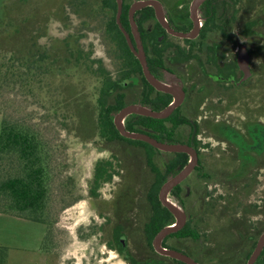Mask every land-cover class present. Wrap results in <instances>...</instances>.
I'll list each match as a JSON object with an SVG mask.
<instances>
[{
    "label": "trees",
    "instance_id": "trees-1",
    "mask_svg": "<svg viewBox=\"0 0 264 264\" xmlns=\"http://www.w3.org/2000/svg\"><path fill=\"white\" fill-rule=\"evenodd\" d=\"M45 1L0 0V215L44 225L41 252L51 261L58 260V250L64 245L59 240L67 238L66 233L57 227L60 213L82 199L76 178L65 176L68 165L64 158V140L59 137L62 134L72 135L79 142L89 144L95 141L98 144H127L141 148L142 153L135 149L128 153L124 147L116 148L113 151L119 155L109 151L112 153L109 159L95 161L87 181L89 196L98 198V191L105 184L113 182L114 177L122 178L123 192L116 197L119 204L115 202L111 215L114 220L120 221V217L130 220L135 197L131 183L135 184L133 178L136 175L133 170L124 167V163L128 157L131 160L140 157L141 166L137 168L143 172L144 166L149 178H144L142 202L136 205H139L136 211L138 225L132 224L128 230V237L135 244L131 252L137 259L133 256L128 262L182 264L157 256L151 242L163 227L174 221L173 216L160 204L158 192L167 176L174 175L177 171L174 169L186 164L187 156L177 154L169 164L160 165L153 160L151 146L120 136L113 124V117L124 104L120 97L116 105L111 100L110 90L115 85L114 70L107 69L103 60L94 56L93 43L84 45L83 42L86 29L90 35L98 37L108 58L117 65V76L137 74L145 86L148 85L142 77L138 61L128 50L116 25V1H47L49 10L43 8L39 13L41 19L35 21L38 5L44 6ZM54 24L64 25L68 33L62 38H54L50 33ZM85 81L89 87L88 100L85 97ZM144 96L146 104V94ZM151 123L154 128L164 131V121L140 116L129 117L125 127L133 132L139 130L136 127H146ZM98 150L105 151L103 147ZM176 190L178 193L174 197L181 200L179 192L182 190L179 187ZM203 193L198 209L192 205L184 228L166 238L164 245L167 246L166 242L176 237L196 247L195 253L198 255L193 254L188 246L184 249L177 245L200 264H233L238 261L244 264L251 250L245 253L243 249L240 257L238 255L233 260L231 256L235 257V250L228 254L225 246L215 244L212 236L217 226L225 225L226 231L236 240L233 247H242L244 244L240 239L251 233V228L226 225L233 221L230 218L233 214L228 210L231 201L220 207L212 192L204 188ZM219 198L226 200L221 196ZM195 199L197 197H193ZM127 200L131 202L128 209L121 204ZM213 222L216 226L208 225ZM256 231L259 234L264 227L260 226ZM99 232V226L90 225L81 239H90ZM106 245L118 251L111 243ZM117 245L121 246L119 242ZM215 246L221 250L219 255L214 253ZM253 247L254 244L251 249ZM139 248H142V254H136ZM7 252V248L0 246V264L7 263ZM255 264H264V249Z\"/></svg>",
    "mask_w": 264,
    "mask_h": 264
},
{
    "label": "flooded vegetation",
    "instance_id": "flooded-vegetation-1",
    "mask_svg": "<svg viewBox=\"0 0 264 264\" xmlns=\"http://www.w3.org/2000/svg\"><path fill=\"white\" fill-rule=\"evenodd\" d=\"M138 1L145 0H122L120 16L121 27L129 35L135 49L136 44L131 31L129 11L131 6ZM156 1L163 8L168 29L157 20L152 7L135 11L132 20L140 36V44L149 73L158 82L169 86L172 84L179 86L183 92V99L165 119L145 117L164 121V131L157 127L154 128V124L151 123L146 127H136L141 131L133 132L145 134L160 143L185 145L195 151L197 165L185 180L170 191L169 197L178 201L182 206L186 215V223L192 205L198 209L204 195V188L212 192L220 207L230 200L228 210L233 214L230 217L233 221L227 222L226 225L233 228H251V233L244 239H240L244 245L232 247V250H235V257L231 256V258L236 260L238 255L240 257V251L243 252V249L245 253L251 250L250 257L259 236L264 232L257 234L256 231V228L264 227V0L203 1L197 8L196 14L200 22L199 30L192 39L179 38L171 34L170 30L182 34L191 33L194 30L195 21L191 17L190 10L193 0ZM116 14V25L124 37L128 50L138 61L117 24ZM88 34V30L85 29L86 38L85 42L83 41L85 45L89 44ZM101 46L105 48L102 44ZM97 58L103 60L107 69L114 70L115 85L110 90L114 105L120 97L124 104L123 108L139 104L154 112H159L172 103V94L158 91L146 81L139 61L142 77L147 82V86L142 82L141 76L137 74L125 77L117 76L115 73L117 65L115 66V62L108 58L105 49L104 54ZM84 90L88 100L89 87L86 81ZM145 94L146 104H144ZM234 115L242 117L239 126L234 124ZM131 116L140 115L128 116L124 121V126ZM151 147L153 148V160L157 164L165 166L177 154L187 156L186 164L189 161V156L186 153L163 152ZM213 162L215 164L212 165ZM185 165L174 169L177 171L174 175L167 176V180L175 176ZM115 181H118L116 183L118 186L122 184V178L114 177L113 182L104 186L115 184ZM208 182H213L212 188H209ZM202 185L203 187H201ZM178 187L182 190L179 192L181 200L174 197L178 193L176 190ZM222 190L225 192L224 194H221ZM120 192L115 189L108 200H98L101 199L100 195L98 198H91L87 191L86 199L95 205L101 202L102 204L109 203L108 205L113 207ZM220 196L226 200L219 198ZM193 197H197V199L193 200ZM229 197L232 198L229 199ZM249 197L254 198L256 202L247 201L245 203L244 200H248ZM121 204L127 209L131 206V202L128 200L125 204L123 202ZM245 204L248 206L244 207ZM244 211L251 215V221L243 219L244 217L241 218ZM110 216L107 220L103 218V222L98 225L101 232L106 226L111 225L112 219L114 221L110 233L106 232L105 234L106 240L103 241L105 243L103 246L116 252L106 245V243H111L116 250L118 249L116 253L123 261L130 264L129 258H133V256L136 258L129 246L128 230L131 223L126 226L129 220L122 217H120V221L114 220L113 216ZM208 225L210 226L211 223ZM175 233L166 236L165 239ZM164 240L162 242L164 248L181 252L200 264L196 259L184 253L187 246L183 245L188 241L173 237L166 242L167 246H165ZM118 242L121 246L117 245ZM177 244H181L184 249L179 248ZM252 244L254 247L251 249ZM188 247L191 248L190 251L193 254H196V247L193 244L189 243ZM152 249L161 258L180 262L159 255L153 246ZM219 251L221 250L215 246L214 253L219 255L221 253ZM249 257L244 264H247ZM233 264L241 263L238 261Z\"/></svg>",
    "mask_w": 264,
    "mask_h": 264
},
{
    "label": "rangeland",
    "instance_id": "rangeland-1",
    "mask_svg": "<svg viewBox=\"0 0 264 264\" xmlns=\"http://www.w3.org/2000/svg\"><path fill=\"white\" fill-rule=\"evenodd\" d=\"M50 3L54 0H46L44 6L38 5L37 14L34 17L35 21L41 19V13L43 8L46 10L50 8ZM36 3V1H35ZM77 27L76 25H74ZM50 33L52 36L62 38L68 32L65 30L64 25L54 24L50 28ZM85 34V32H83ZM88 42L93 43L94 45V56H102L104 54V49L97 36L90 35L87 36ZM85 42V40H84ZM85 45V44H84ZM242 117L238 115H234V124L239 126L241 124ZM60 139L64 140V147L65 153L64 158L67 161L68 169L65 176L72 175L76 178L80 194L82 196V200L71 207L63 210L60 213L57 227L60 230H63L66 233L67 238H61L59 242H63V247L58 250V260H50L46 255L41 252V245L44 240L45 236V226L39 223H34L31 221L23 220L16 217H11L7 215H0V246L7 248V263L6 264H126L123 259L118 255V253L109 250L108 248L103 246V241L106 240V232L110 233L111 226L114 224L113 219L111 220V225L106 226L98 235L90 238V239H81L85 237V230L90 225L98 226L100 222H103V218L107 220L111 216V211L113 209L112 206L104 203L96 205L91 201L86 199L87 197V181L91 176L92 166L95 161L99 159H108L110 155L116 153L113 151L117 148L124 147L126 151L129 153L132 150H136L139 154L142 153L141 148H135L132 146H127V144H102L98 142H94L93 144L89 143H81L78 139L72 137V135H65L62 134ZM213 143V141H211ZM104 148L105 151H99L98 148ZM108 148V149H105ZM107 150V151H106ZM111 151V152H109ZM137 155V153H135ZM132 159V158H131ZM130 157L126 159V167L127 169L133 170L136 177L133 178L134 183L132 187H134V205L132 209V214L130 213V220L126 223V226H130L132 224L138 225V218H137V204L142 202V197L144 195L143 188L145 187V179L146 176L149 178L146 173V170L143 166L142 169H138V166H141L140 163L142 162L140 157H135V159L131 160ZM133 162V165L131 164ZM130 163V165H127ZM215 162L212 163V165ZM136 166V167H135ZM140 176H137V175ZM133 175V176H134ZM138 177V180H137ZM123 180V179H122ZM215 182V181H214ZM118 181H115V184ZM121 183V182H119ZM115 184H110L104 186L99 195L101 199L98 200H108L115 189L123 192L120 186ZM134 185V186H133ZM207 185L209 188H212L213 182H208ZM203 187V185L201 186ZM207 187V189H209ZM210 190V189H209ZM225 192L222 190L221 194ZM244 200V199H243ZM250 201L255 203V199L249 197L248 200H244L246 203ZM244 207L248 206L247 204L243 205ZM223 217L228 218L227 215H223ZM250 220L251 215L247 212H242L241 218ZM216 225L214 222L211 223L210 226ZM225 226V225H224ZM224 226H217V231L212 236L215 240V243L220 246L224 245L225 252L228 254L233 252L232 247L236 244V240L232 234H229L226 231V227ZM234 226V225H233ZM225 229V230H224ZM64 237V236H63ZM68 239V240H67ZM133 241L129 238V246L133 248L135 244L132 243ZM173 243V242H172ZM178 246L182 247L181 244H177ZM189 243L186 242L183 246H188ZM184 248V247H182ZM136 254H142V248H139V251H135ZM218 252V251H217ZM221 251H219L220 253Z\"/></svg>",
    "mask_w": 264,
    "mask_h": 264
},
{
    "label": "water",
    "instance_id": "water-1",
    "mask_svg": "<svg viewBox=\"0 0 264 264\" xmlns=\"http://www.w3.org/2000/svg\"><path fill=\"white\" fill-rule=\"evenodd\" d=\"M205 0H193L191 4V17L195 21V28L191 33L188 34H182V33H175L170 30V33L179 37V38H189L192 39L197 35L199 30V20L197 18V8L199 5ZM117 4V14H116V21L121 29L122 33L124 34L127 44L132 51V53L136 56L138 59L143 75L146 79V81L151 84L153 87H155L158 91L170 93L173 95V101L172 103L166 107L164 110H161L159 112H154L148 107L135 104L130 105L122 110H120L118 113H116L113 117V124L116 128V130L119 132V134L125 138L131 139V140H137L145 142L154 148L163 151V152H169V153H186L189 156V161L185 165V167L179 171L175 176L169 178L160 188L158 199L161 205L166 208L174 217V222L170 225H167L163 229H161L156 236L153 239L152 246L159 255L170 257L172 259H175L177 261H180L184 264H198L188 256L184 255L181 252L167 249L162 246V242L165 239L166 236L175 233L179 230H181L185 223H186V215L185 212L180 205L178 201L175 199L169 197L170 191L176 187L178 184H180L183 180H185L188 175L193 171L195 166L197 165V155L193 149H191L188 146L180 145V144H165L157 142L156 140L150 138L149 136L141 133H135V132H129L125 129L124 121L125 119L133 114L144 116V117H152L155 119H165L167 118L175 108L179 106L183 99V92L177 85H167L161 82H158L153 79L152 75L149 73L147 64L145 61V55L142 50L141 44H140V36L137 31V27L135 23L133 22V14L135 11L141 10L146 7H152L155 11L157 20L168 29L167 23L164 19L163 14V8L160 5V3L156 0H145V1H138L135 2L129 11V17H130V24H131V31L135 39L136 49L132 45L131 39L129 35L124 31V29L121 27L120 23V16H121V10H122V0H116ZM241 62V60H240ZM242 63V62H241ZM244 68V67H243ZM264 248V232L259 236L258 241L256 243V246L254 248V251L252 252L251 256L249 257L247 264H254L259 257L261 251Z\"/></svg>",
    "mask_w": 264,
    "mask_h": 264
}]
</instances>
